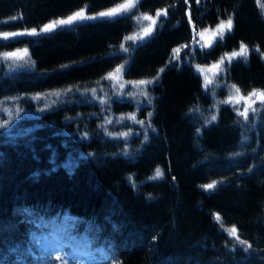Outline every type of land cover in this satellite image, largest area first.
Here are the masks:
<instances>
[{"label":"trees","instance_id":"1","mask_svg":"<svg viewBox=\"0 0 264 264\" xmlns=\"http://www.w3.org/2000/svg\"><path fill=\"white\" fill-rule=\"evenodd\" d=\"M209 1L211 9L233 18V30L209 57L242 43L264 53V18L253 0ZM120 3L125 0H0V14L20 13L22 22L37 28L76 9L98 13ZM197 3L141 0L137 7L168 11L163 29L139 45L123 75L139 80L159 74L150 111L80 93L96 88L118 64L120 55L110 54L129 33L126 15L83 21L74 32H50L33 45L31 39L34 66L14 75L8 63L21 61H1L0 101L11 114L0 111V123L10 119L0 127V264H34L31 247L21 248L24 254L11 250L37 231L34 219L58 212L75 217L67 228L106 245L108 256L100 264H264V122L256 119L253 127L229 105L219 108L216 121L202 122L196 111L211 103V95L204 93L200 75L189 64L163 68L176 46L191 42V20L197 27L204 19L218 21L200 19ZM10 23L11 30L20 26ZM14 41L1 39L0 53L17 49ZM12 77L19 80L13 92L4 89ZM228 80L243 92L264 89L261 54L231 63ZM34 87L40 99L5 100ZM125 114H136L144 127L128 116L121 120ZM131 128L127 138L118 135ZM157 167L164 173L160 178L154 176ZM213 181L215 188L202 187ZM232 226L251 245L247 251V244L229 235Z\"/></svg>","mask_w":264,"mask_h":264},{"label":"rangeland","instance_id":"2","mask_svg":"<svg viewBox=\"0 0 264 264\" xmlns=\"http://www.w3.org/2000/svg\"><path fill=\"white\" fill-rule=\"evenodd\" d=\"M203 1H205V0H203ZM253 1L255 2L257 8L259 9L261 17L264 18V0H259V4L257 3V0H253ZM140 2H141V0H139V3ZM201 2L202 1L199 0V2L197 4L199 6H201ZM139 3L137 4L136 8L133 9L132 12L124 13V14L120 15V16L126 15L127 18H125V19H127V21L126 20L125 21H126L127 25L129 26V33L126 35V37L124 38L122 43H120L113 50L111 49L110 55H120L116 59L118 64L110 71V73L113 74L112 78H108V76H109V73H108L104 80L101 79V80L97 81L96 83H98V85L96 86V88H94L96 90L95 93L92 92V89H89L86 91H81L80 93L91 96L93 98L95 97V94L97 93L100 97L101 102L103 101L102 102L103 104H106V103L108 104L110 101L112 102L113 100L116 101V99H119L121 101H127L129 103H132L137 111H139V109H141V108L143 109L144 107H146L147 111H150L151 106H154V96L151 93L152 92L151 87L158 83L159 74H156V75L150 76V77L148 76L144 79H139V80L138 79L128 80L123 75H124V72H125L128 64L131 63V59H132V57H134L133 54H134L135 50L139 47V45L147 42L151 37H153V35L157 34L159 31H161L163 29V26L165 25L166 17L168 15V11H167L166 6H161L158 8L155 7L156 9H151L150 7H148L146 9H144L143 11L137 10V7H139ZM117 5H115V6H117ZM115 6H112L108 9L102 10V11H107V10H109ZM81 10H84L85 14L88 16H94V15L99 13V12L94 13V11H92V10L88 11L89 10L88 8L83 7L82 9L74 10V12H72V14L77 12V11H81ZM102 11H100V12H102ZM157 12L161 13V15L159 17L156 16ZM165 12H166V15L164 14ZM189 13H191V9L189 10ZM128 14L129 15L131 14V15L129 16ZM144 15L151 16L153 18V20H155V24H153V20L143 19ZM68 16H70V15H65L60 19H66ZM120 16L113 17V18H98L95 20H83V21L84 22H93V21L100 20V19L113 20V19H116ZM201 16L202 15H199L200 19H201ZM230 16H232V15H230ZM228 17L229 16H225L224 18L218 19V21L214 24H211L207 20H203V21L201 20L200 21L201 23H205V25H203L202 27H197V25L194 21L191 22L189 25L190 30H191V37H192L191 42L187 43L186 45L181 44V45L176 46L174 49H176L178 51L174 52L173 51L174 49L172 50V54H171L168 62L166 63L165 67H163V68H167L169 66H173L176 63L178 65L179 64L180 65L189 64L193 67L194 71L198 75H200V77L203 81L204 93L207 95H209V94L211 95V96H209L211 98V103L209 102V105H206L205 107L202 106L196 111L197 117L199 119H201L202 122L203 121L209 122L212 115L218 116L219 108L223 105H229L231 107H237L240 111H243L246 103H251V101L246 102V101L241 99L242 96H247V94L249 92L241 91V89H240L241 87L239 85L228 80V67L231 63H233L235 61H243L246 63L251 52H255L257 48L259 49V51H256V53H260L262 56V61H264V53H262V50H260V48L258 46H255V45H246L248 48L247 56L246 57L241 56V57L233 58V59H231L230 62L228 59V55L234 51H239L241 44L233 50L224 51L216 59H213V58L208 56V52L212 48H214V46L217 43L222 42L225 39L226 34L229 33V31L225 30L223 33V39L221 40L220 36L218 35V31H217V25L220 23V21L221 20L226 21L228 19ZM49 20L50 21H48L47 23L45 22L42 26L36 28L38 33L40 32V29L43 28V26L45 24H49V23L56 21V20H59V19L55 20L54 18L53 19L49 18ZM5 21H6V23H5ZM81 22L82 21H77L73 25L79 24ZM4 24H7V25L11 24L9 18H3V20H0V32L18 33V32L30 31L33 28L32 27L33 22H28V21L21 22L20 26H18V28H15L12 30L8 29V26L6 27V26H4ZM73 25H71V26H57V28L54 31H52V33L57 32V31L58 32L59 31L74 32V31L78 30V27H80L79 25H76V27ZM149 27L152 28V31L149 33V35L145 36L144 30L149 28ZM16 29H20V30H16ZM232 30H233V27H232ZM44 34H47V33H40L39 35H34V36L33 35H23V36H17V37L11 38L9 40H13V39L15 40L12 44H16L17 49H15L13 51L7 50L6 52H15L17 50H20V52L23 53V50L26 47L27 52H28L27 56H25L23 59H11V60H19L24 64L26 63L27 69L32 68L34 66V64H33L32 58H31V54H30V49H29L30 46H29V48L27 47L28 43L30 42L31 39L34 40V39L39 38L40 36H42ZM129 36L136 37L135 42H133L131 40H127L126 38ZM20 37H21V39L23 38V40H21ZM141 37H142V39H141ZM34 43H35V40L31 44L33 45ZM37 43H38V40H37ZM121 44H123L125 47H127L129 49V51L127 53H125L121 50V48H120ZM8 49H10V48H8ZM1 53H4V52H1ZM222 58H223V63H220ZM0 63H1V61H0ZM215 65H219V66L215 67ZM117 68H120L119 72L116 71ZM7 70H8L9 74L14 75V73H16L17 71L20 72V71H23L26 69H24V66L22 65L19 67H15L14 70L10 71L9 63H8ZM141 80L148 81L149 83H147V84L138 83ZM233 84L236 85V87L240 89L239 93H237L236 90L234 88H232ZM121 86H123V87H121ZM36 87L32 88L31 90L29 89L28 90L29 92L27 94H25L24 96L21 95L19 97H21L24 100H27V99L31 98L33 95L34 96L37 95L36 90H34ZM17 88H18V86H16V84L14 83V80H11V82H8V85H6L4 89L9 90V91L12 90L11 92H13ZM255 90H257V92L264 91V90H260V89H255ZM145 91H147V94H148L147 99L143 95V93ZM11 98H14V97H11ZM230 98H231V103L225 102V101H228ZM46 99L49 100V98H46ZM252 99H256V98L253 97ZM12 100H14V99H12ZM93 100H95V99H93ZM148 100H151V103H148ZM237 100L240 101L239 104L236 103ZM18 102L20 103V99L18 100ZM253 107H256L257 109L260 110L258 112V114H253L250 111V113L253 114L254 116L258 115L260 117L264 113V106H261L259 104V102H257L255 105H253ZM12 112L17 113V109L14 107L12 109ZM8 113L11 114L10 111ZM125 116H128V117L135 116V121H133V123H138V121H139L136 114H125L123 119L126 118ZM12 119H14V117H12ZM8 121H10V119H8ZM257 121H259V119H257ZM126 123H128V122H126ZM143 127H144V124H143ZM131 133H133V128L130 129L129 134H131ZM66 214H67L66 212L54 213L52 216H49V220L45 217H42V216L37 217V220L34 219L33 224H34L35 228L37 227V231L33 232L27 238L23 239L21 241V243L19 244V247L16 244L15 248L12 249L11 251H13L15 253L19 250V253L24 254L25 250H22L21 248L31 247L32 251L35 253L36 247L38 246V244L43 246L42 237H45L44 236L45 232L51 233L54 230V228L62 229L64 227H67V225L64 224L65 217L67 216ZM67 217H71V220H70L71 222H76V220H73V219H75L74 216L70 215ZM42 227L44 229H41ZM68 231L71 233V230H68ZM71 234L76 235L80 238H87V240H92L95 246L100 247L102 249H106L104 246H101L97 243V239L93 235H90V239L88 237H84V236L81 237L79 235L78 230H77V232H72ZM91 249L94 250L93 248H91ZM53 252L57 255V253L55 251H53ZM186 262H187V260H186ZM109 263H111V262H109Z\"/></svg>","mask_w":264,"mask_h":264},{"label":"snow or ice","instance_id":"3","mask_svg":"<svg viewBox=\"0 0 264 264\" xmlns=\"http://www.w3.org/2000/svg\"><path fill=\"white\" fill-rule=\"evenodd\" d=\"M198 2H199V0H198ZM138 3H139V0H125V3L118 4L117 6L111 8L107 11L99 12L98 14H96L94 16L86 15L84 10L77 11V12L73 13L72 15L68 16L66 19H59V20L53 21L49 24H45L43 26V28L40 29L39 33L37 32L36 28H32L30 31L18 32V33L0 32V39L7 41V40L14 38V37H17V36H23V35H33L34 36V35H39L40 33H50L52 31H54L57 28V26H71L74 23H76L77 21L95 20L98 18L117 17V16H120L124 13L132 12L133 9L136 8ZM257 3L259 4V0H257ZM164 14L166 15V12ZM160 15H161L160 12L156 13L157 17H159ZM12 19L15 20L16 17H12ZM143 19L153 20V18L151 16H148V15H144ZM5 23H6V21H5ZM153 24H155V20H153ZM232 27H233V18L231 16L228 17V19L226 21L225 20L220 21V23L217 25V31H218V35L220 36L221 40L223 39L224 31L227 30L230 32L232 30ZM151 31H152L151 27L145 29L144 35L145 36L149 35V33ZM126 39L135 42L136 37L129 36ZM141 39H142V37H141ZM120 48L125 53H127L129 51V49L127 47H125L123 44H121ZM173 51L176 52L178 50L174 49ZM256 51H259V49L257 48ZM27 54H28L27 49H24L23 53H21L20 50H17L15 52L0 53V61H7V60H11V59H23L25 56H27ZM247 54H248V48L246 45H244L242 43L239 51H234L228 55L229 62L231 61V59L236 58V57H241V56L246 57ZM220 63H223V58L221 59ZM218 66L219 65H215V67H218ZM15 67H17V65H9L10 71L14 70ZM116 71L119 72L120 68H117ZM161 71H163V69H161ZM112 75H113L112 73H109L108 78H112ZM138 83L147 84L149 82L141 80ZM121 87H123V86H121ZM232 88H234L237 93L240 92V89L237 88L236 85L233 84ZM69 91H71V89H69ZM95 91H96L95 89H92L93 93H95ZM54 95L57 98H59L61 93L57 92V93H54ZM143 95L147 99V95H148L147 91H145L143 93ZM253 97H255L256 99H252ZM33 98L34 99H40V96L38 94L36 97H33ZM12 99L19 100L22 98L21 97H16V98L6 97L5 98V100H12ZM241 99L246 101V102L251 101V103H246L243 111H240L239 109H237V114L239 116L243 117L244 121L249 122L253 127L255 126V120L256 119H261L262 121H264V117H259L258 115H255L254 119L252 121H249V112L250 111L253 114H258V112L260 111L256 107H253V105H255L257 102H259V104L261 106H264V91L257 92V90L254 89L253 91L249 92L247 94V96H242ZM225 102L231 103V98ZM4 103H5V101H0V111L9 112L10 111L9 109H7L6 107H3ZM148 103H151V100H148ZM236 103L239 104L240 101L237 100ZM46 107H48V106H46ZM40 110L43 111L44 109H40ZM148 115H149V117H151L152 113L150 112ZM131 118L135 121V116H132ZM67 119H73V118L68 117ZM122 119L123 118H121V120ZM216 119H217V116L212 115L209 122L216 121ZM117 122H121V121L118 120ZM9 123H10V121H4L3 123H0V127H7ZM107 123H112V121L109 120V121H107ZM138 123H140L143 126L144 121H138ZM238 123H240V122L238 121ZM149 126H151V125L149 124ZM245 126H247V125H245ZM105 132L108 135H112V133H109L106 128H105ZM197 133L198 134L200 133V128H197ZM87 135L88 134L85 133L83 138H87ZM118 135L127 138L129 133H119ZM147 139H148V136H147V133H145V140H147ZM235 155H241V153H236ZM249 171H251V169H249ZM163 175H164L163 171L159 167H157L155 169V173H154L155 178H160ZM216 183H217L216 181H213L212 183L205 184L202 187L205 190L213 189V188H215ZM70 220H71V217L66 216L64 224L67 225V223ZM215 220L217 222L221 221V217H220L219 213L215 214ZM228 233L230 236L235 237L237 240H239L241 245L247 244L246 241L240 240V237L238 236V233H237V228L235 226H232L230 229H228ZM42 240H43V247L46 251L48 249H51L57 253V255L53 256L51 254V252H49L48 257H47V264H56L57 261H59L60 264H81V261L79 258L85 254L83 249L87 248L91 244V241H88L87 238H79V237L73 236L67 230L66 227L62 228V229L54 228L53 232L47 237H42ZM249 248H251V245L247 244L245 251H247ZM66 249H68V251H66Z\"/></svg>","mask_w":264,"mask_h":264},{"label":"bare ground","instance_id":"4","mask_svg":"<svg viewBox=\"0 0 264 264\" xmlns=\"http://www.w3.org/2000/svg\"><path fill=\"white\" fill-rule=\"evenodd\" d=\"M200 1H202L201 2V9H202V13L200 14V15H202L203 16V18H207V19H209V20H211V19H213V20H218V19H221V18H224L225 16H230V14L229 15H225V13H224V11L225 10H220V9H218L217 7H215L214 9H211V7H210V3H211V1H209L208 0V2H207V0H205V1H203V0H200ZM210 7V8H209ZM13 11L12 12H6V13H2V14H0V20H3V18H9V20H12L14 23H15V25H16V23H21L22 22V18H24V16H22L20 13L19 14H17L18 16H16V19L15 20H13L12 19V15H13ZM212 15V16H211ZM14 17V16H13ZM205 20V19H204ZM191 22H193V20H191ZM4 26H8L7 24H4ZM74 26V25H73ZM0 41H1V39H0ZM9 51H13V50H9ZM13 65H17V67H19V66H24V69H27V66H26V63L24 64V63H22V62H19V63H16V64H13ZM53 75L55 74V73H52ZM12 79H14V83H18V79H16V78H14V77H12L11 78V80Z\"/></svg>","mask_w":264,"mask_h":264}]
</instances>
